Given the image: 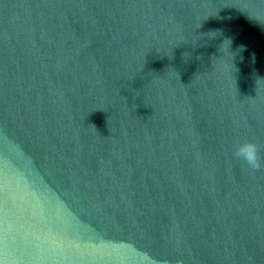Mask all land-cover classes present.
Wrapping results in <instances>:
<instances>
[{"label": "water", "instance_id": "water-1", "mask_svg": "<svg viewBox=\"0 0 264 264\" xmlns=\"http://www.w3.org/2000/svg\"><path fill=\"white\" fill-rule=\"evenodd\" d=\"M0 264H264V0H0Z\"/></svg>", "mask_w": 264, "mask_h": 264}, {"label": "clouds", "instance_id": "clouds-1", "mask_svg": "<svg viewBox=\"0 0 264 264\" xmlns=\"http://www.w3.org/2000/svg\"><path fill=\"white\" fill-rule=\"evenodd\" d=\"M219 51H220V55H222L220 49ZM231 51L235 53V56L237 55L236 51L234 50ZM231 152L235 159L247 164L250 168L254 169L260 166L261 163L260 156L258 154L256 145L252 141L244 140V139H238L234 141L231 146Z\"/></svg>", "mask_w": 264, "mask_h": 264}]
</instances>
